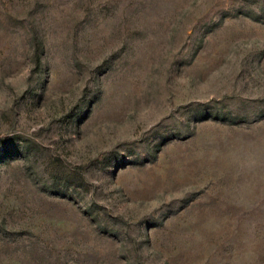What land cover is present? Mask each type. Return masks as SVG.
<instances>
[{"label": "rangeland", "instance_id": "1", "mask_svg": "<svg viewBox=\"0 0 264 264\" xmlns=\"http://www.w3.org/2000/svg\"><path fill=\"white\" fill-rule=\"evenodd\" d=\"M0 264H264V0H0Z\"/></svg>", "mask_w": 264, "mask_h": 264}, {"label": "trees", "instance_id": "2", "mask_svg": "<svg viewBox=\"0 0 264 264\" xmlns=\"http://www.w3.org/2000/svg\"><path fill=\"white\" fill-rule=\"evenodd\" d=\"M254 18L257 19V17H254ZM36 52H38V50H36ZM38 56H39V55H38ZM216 117L221 118V119H227V120H230V121H232V122H241V121L244 120V119H241V118L223 117V116H218V115H216Z\"/></svg>", "mask_w": 264, "mask_h": 264}]
</instances>
